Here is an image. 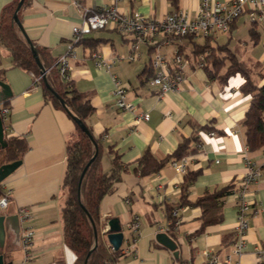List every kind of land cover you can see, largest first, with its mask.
I'll return each mask as SVG.
<instances>
[{"label": "crops", "instance_id": "crops-1", "mask_svg": "<svg viewBox=\"0 0 264 264\" xmlns=\"http://www.w3.org/2000/svg\"><path fill=\"white\" fill-rule=\"evenodd\" d=\"M77 1L90 9L112 3V0ZM201 1L118 0L116 6L123 13L139 11L153 18L175 10L187 11L193 17ZM12 2L0 0V14ZM18 16L31 43L45 49L52 63L71 46V27L81 21L79 8L71 0H28ZM83 38L84 41L73 45L75 58L70 60V83L76 90L87 93L94 107L86 124L101 141L103 170L110 168L112 153L120 154L127 166L99 207L100 234L106 240L107 232L103 234L102 229L108 231L107 220L117 218L122 227L121 257L117 264H203L209 253L221 257L229 253L237 224L236 196L230 193L223 199L219 223L193 236L201 225V208L192 203L224 185L238 186L248 168L244 155L259 169L260 177L245 194L249 227L244 235L245 248L236 260L239 264H259L263 259L259 249L264 245V149L251 151L246 147L242 121L250 96L240 90L243 78L236 74L224 83L209 78L203 64L199 65L192 55L193 43H201L202 37L174 38L160 34L154 46L139 44L134 60L128 59L131 34L107 27ZM210 42L212 46L226 44L252 68L257 84H264L263 26L253 27L248 15H240L229 31L218 33ZM156 47L169 62L177 51L188 55L184 56L189 59L186 80L178 92L159 94L149 82L153 72L150 58ZM94 53L108 61L109 66L98 67ZM0 72V80L12 93L0 103V108L9 107L3 119L5 137L23 138L27 143L20 165L0 183L1 195L8 197L4 211L19 213L21 208L29 209V218L22 221L19 218L20 234L25 227L35 230L27 261H23L24 252L20 244L13 242L12 235L5 241L4 256L13 264H73L75 254L63 239L60 208L64 202L61 185L66 143L73 138L75 121L45 98L41 84L34 85L32 72L14 66L1 45ZM113 76L127 90V98L137 106L136 111L148 112V120L136 122V113L114 105ZM200 125L207 130L197 133L200 148L191 143L195 152L189 154L187 166L188 173L198 174L187 190L189 203L174 208L179 224L172 228L175 231L172 237L162 230L170 221L165 207L180 202L186 174L176 172L166 163L159 172L140 176L134 166L146 149L158 160L171 155ZM135 218L139 228L131 242L133 234L127 225ZM160 233L174 241V249L158 240Z\"/></svg>", "mask_w": 264, "mask_h": 264}, {"label": "trees", "instance_id": "trees-1", "mask_svg": "<svg viewBox=\"0 0 264 264\" xmlns=\"http://www.w3.org/2000/svg\"><path fill=\"white\" fill-rule=\"evenodd\" d=\"M18 1L13 0L11 4L1 10L0 45L8 51L14 66L39 76V83L45 98L54 106L65 110L57 97L44 85L43 76L33 57L27 35L25 36L13 20V12ZM27 1L24 0L21 8ZM252 25L253 27L260 26L255 23ZM174 38L193 37L188 35ZM202 39L201 43H193L192 55L194 58H197V55H202L203 68L209 78L218 79L222 83L236 74L243 78L240 90L243 94L250 96V103L242 121L245 143L251 151L264 149V84L260 86L257 84L252 75V68L239 60L234 52L227 48L226 44L212 46L210 41L213 37H202ZM84 40L85 38L82 39V41ZM32 46L43 67L45 69L50 68L54 62L52 63L47 56L45 49L37 48L33 44ZM178 52L182 53V51ZM184 56L188 57L186 53ZM45 78L51 88L63 98L69 116L80 119L92 134L90 127L86 124V119L92 114L94 107L87 93L76 90L70 81L62 82L55 68H51L45 74ZM205 130H207L206 126H197L191 137L184 139L171 155L162 160L156 159L148 149L144 150L136 161L134 171L140 176L155 174L166 163L195 152L191 143L193 142L196 146L200 142L197 133ZM93 138L97 144V155L85 171L79 189L80 173L87 161L94 155L95 148L93 142L76 122L73 138L66 143L65 170L61 185L64 192V202L60 208L62 234L65 244L75 254L73 264H117L121 257V249H111L105 237L100 234L99 207L102 198L113 191L115 182L120 180L121 174L127 166L122 163L120 154L112 153L110 168L106 171L103 170L101 166L102 144L99 138L94 135ZM6 142V147L0 150V164L21 159L22 154L27 150V143L23 138L8 137ZM185 174L184 182L181 185L180 202L174 205L168 204L165 207L167 216L171 221L176 219L172 214L174 208L180 204L189 203L186 195L187 190L198 173L191 175L187 171ZM234 188V184L224 185L219 189L204 193L192 203L201 208V225L198 230L191 234L192 236L203 232L207 226L222 220V201L232 193ZM94 230L97 233L96 237ZM167 232L174 237L175 231L172 228L168 229ZM259 264H264V258Z\"/></svg>", "mask_w": 264, "mask_h": 264}, {"label": "built area", "instance_id": "built-area-1", "mask_svg": "<svg viewBox=\"0 0 264 264\" xmlns=\"http://www.w3.org/2000/svg\"><path fill=\"white\" fill-rule=\"evenodd\" d=\"M71 1L79 8L81 21L71 27V46L64 54L56 58L52 66L45 71L46 74L51 68H55L60 80L66 83L70 81V60L75 58L73 45L94 30L111 27L121 34H131L133 36V42L131 43V53L128 55V59L134 60L139 44L144 43L148 46H154L155 39L160 34L166 37H183L188 35L192 37H214L218 33L229 31L231 24L244 13L248 15L251 24L255 23L264 26V0H216L214 2L202 0L193 17H190L187 11L175 10L166 13L160 18L147 16L139 11H131L129 13L120 12L116 6L118 0H112L111 4L98 9L82 7L77 0ZM153 51L150 58V65L153 70V75L149 79L150 84L157 88L159 94L178 92L186 80L185 68L189 63V59L177 51L174 53L172 61L169 62L157 47ZM93 55L97 58L96 65L98 67L109 66L108 61L100 57V55L97 53ZM202 58V55H197L196 60L199 62V65L202 64ZM32 76L34 85L38 86L39 76H35L33 73ZM112 78L114 105L120 110L136 113V122L148 120V112L136 111L137 106L127 98V90L125 87L122 86L116 77L113 76ZM8 112L9 107L4 106L0 108V114L3 119ZM209 134L214 135V132L210 131ZM196 147L200 148L201 143L199 142ZM244 160L248 165L247 171L240 179L238 186L232 190V194L237 198V224L235 227V238L230 246V251L224 257L209 253L203 264H239L236 258L243 253L245 248L244 235L249 227V203L245 200V194L249 185L256 182L260 177L259 169L253 166L246 155H244ZM189 161L190 156L185 155L178 160H172L170 165L176 172L184 175L187 172ZM7 204L8 197L6 195L1 196L0 208H6ZM18 214L21 221L31 216L27 208H21ZM172 214L176 219L174 221L170 220L167 226L162 229L163 231H167L170 228L174 229L178 226L179 220L176 211L173 210ZM127 228L133 234L132 242L139 228L138 219L135 218L131 221L127 225ZM106 232V228L102 229L103 234ZM34 237L35 230L33 228L25 227L22 229L20 234V247L24 252L23 261H27L30 258L29 248ZM111 249H113L112 246ZM259 255L261 258H264V245L259 249Z\"/></svg>", "mask_w": 264, "mask_h": 264}, {"label": "water", "instance_id": "water-1", "mask_svg": "<svg viewBox=\"0 0 264 264\" xmlns=\"http://www.w3.org/2000/svg\"><path fill=\"white\" fill-rule=\"evenodd\" d=\"M24 0H19L16 8L13 12V20L16 23V25L23 31L25 34L21 21L18 17V11L21 8ZM26 36V34H25ZM29 44L31 45L32 48V54L33 57L41 71V74L43 76V83L47 87L49 91H51L59 100L61 103L62 107L66 110L64 100L55 92L51 86L47 83L46 78H45V71L46 69L43 67L42 63L40 62L36 51L34 50L31 41L27 37ZM11 90L9 86L2 80H0V103L5 101L11 96ZM67 112V110H66ZM69 113V112H67ZM72 119L79 125V127L82 129V131L89 137V139L93 142L95 152L94 155L87 161L85 166L83 167L79 179H78V189L80 187L82 178L84 176L85 171L97 155V144L93 138V135L89 132V129L87 126L78 118L72 116ZM7 145L6 142V137L4 133V124H3V117L0 114V150L5 148ZM21 163V160H15L7 163L0 164V183L7 178ZM106 224L108 226V231H107V241L108 243L112 246L114 250H118L120 248V245L122 243L123 239V231L122 227L119 223V220L117 218H111L106 221ZM95 237L97 235L96 231L94 230ZM13 236V242L19 246L20 244V225H19V215L18 213H8L7 211H4V209L0 208V264H11L10 261H7L5 256H4V251H6V244L5 241L9 236ZM157 238L159 241H161L163 244H165L167 247L170 249L175 248V243L172 241L165 233H160L157 235Z\"/></svg>", "mask_w": 264, "mask_h": 264}, {"label": "rangeland", "instance_id": "rangeland-1", "mask_svg": "<svg viewBox=\"0 0 264 264\" xmlns=\"http://www.w3.org/2000/svg\"><path fill=\"white\" fill-rule=\"evenodd\" d=\"M244 14H245V13H244ZM244 14H243V15H241V16H243V17H246V16H247V14H245V15H244ZM248 20H249V19H248ZM224 35H225V34H224Z\"/></svg>", "mask_w": 264, "mask_h": 264}]
</instances>
